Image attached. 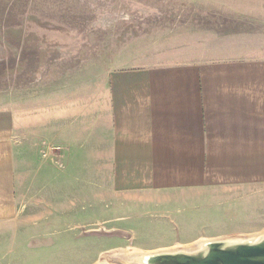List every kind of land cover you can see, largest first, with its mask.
Here are the masks:
<instances>
[{"label": "rangeland", "instance_id": "rangeland-1", "mask_svg": "<svg viewBox=\"0 0 264 264\" xmlns=\"http://www.w3.org/2000/svg\"><path fill=\"white\" fill-rule=\"evenodd\" d=\"M228 54L264 56V4L0 0V99L18 109L81 76ZM36 136L27 126L15 137L19 216L0 224V264H95L119 251L182 249L264 231V185L136 199L106 193L94 175L83 190L52 176L66 163L45 160Z\"/></svg>", "mask_w": 264, "mask_h": 264}, {"label": "crops", "instance_id": "crops-1", "mask_svg": "<svg viewBox=\"0 0 264 264\" xmlns=\"http://www.w3.org/2000/svg\"><path fill=\"white\" fill-rule=\"evenodd\" d=\"M24 104L0 99V224L19 216L13 150L27 126L45 160L66 163L52 176L83 190L94 175L136 199L264 185V56L116 67Z\"/></svg>", "mask_w": 264, "mask_h": 264}, {"label": "water", "instance_id": "water-1", "mask_svg": "<svg viewBox=\"0 0 264 264\" xmlns=\"http://www.w3.org/2000/svg\"><path fill=\"white\" fill-rule=\"evenodd\" d=\"M137 264H264V231L247 237L200 240L193 247L146 252ZM95 264H110L98 261Z\"/></svg>", "mask_w": 264, "mask_h": 264}, {"label": "bare ground", "instance_id": "bare-ground-1", "mask_svg": "<svg viewBox=\"0 0 264 264\" xmlns=\"http://www.w3.org/2000/svg\"><path fill=\"white\" fill-rule=\"evenodd\" d=\"M200 241V240H199ZM196 243H198V240H197V242H195V244ZM195 244H191V245H188V246H186V245H182L183 247H193V246H195ZM180 246V245H179ZM178 246V247H179ZM181 247V246H180ZM182 247V248H183ZM173 247H171V248H168V249H164V250H169V249H172ZM118 251V250H117ZM160 251H162V250H160ZM147 251H139V250H137V249H135V251L134 250H132L130 253H128L127 251H119V252H115V253H113V254H111V255H108V254H105L104 256H103V260L104 261H108L109 260V258H113V257H115V258H118V259H121V261L123 260L124 261V264H137V260L135 259V258H137V255L139 254V255H142V253H146Z\"/></svg>", "mask_w": 264, "mask_h": 264}]
</instances>
